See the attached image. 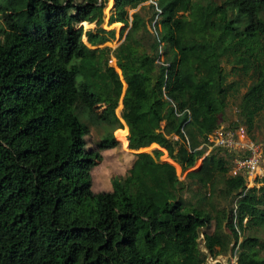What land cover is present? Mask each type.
<instances>
[{
    "label": "trees",
    "instance_id": "1",
    "mask_svg": "<svg viewBox=\"0 0 264 264\" xmlns=\"http://www.w3.org/2000/svg\"><path fill=\"white\" fill-rule=\"evenodd\" d=\"M145 1L107 3V25L121 24V96L110 47H98L115 37L102 26L106 0H0V264H203L236 247L237 264H264V174L246 189L243 176L229 175L235 153L225 148L185 180L159 159L162 150L136 153L122 181L91 193L97 213L76 204L101 150L117 144L109 134L87 147L89 124L119 128L130 149L155 143L188 170L240 76L251 80L238 104L243 124L226 128L249 133L264 112V0L147 3L162 9L165 67L138 52L141 20L130 10ZM191 185L225 204H193L184 196Z\"/></svg>",
    "mask_w": 264,
    "mask_h": 264
},
{
    "label": "rangeland",
    "instance_id": "2",
    "mask_svg": "<svg viewBox=\"0 0 264 264\" xmlns=\"http://www.w3.org/2000/svg\"><path fill=\"white\" fill-rule=\"evenodd\" d=\"M107 3H108V0H106V5ZM147 3L148 1L140 3L135 9L130 10V14L137 13L138 17L141 20L140 30L136 38L138 42V52L143 53L144 51V53H146V44L149 41V34L146 28V23L148 22V20L146 19H149V21L151 20L153 27L155 28L157 34L159 35L161 44H163V47L165 50V55H164V60H163V57L161 58V56L164 51L161 45L162 53L159 59L156 61V63L158 65L160 64L161 65L160 67H165L167 63L164 61L166 59V51H167L169 42H168L167 33L164 32L161 28L162 9L160 8V12L155 11L154 13L153 9L149 7ZM107 7L105 8V12H104L106 15L109 14ZM82 25L84 29H89V28L94 29L95 27L94 24H88L86 22L82 23ZM102 26L105 27L106 29H110V28L115 29V37L105 42L104 44L98 45V47H103V46L110 47L109 65L114 67L116 71V75L113 76V82L116 87H120L122 91L121 93V96H122L126 88V83L124 82L122 78L120 69L116 66V60H115V48L121 42V40L119 39V30H120L121 24L115 23L113 25L108 26L107 20L105 18V20L102 23ZM11 29L17 34V36L21 35V30L18 26H16V24H12ZM138 52L136 54H138ZM161 62L163 63L161 64ZM148 65H151V64H148ZM117 68L119 70H117ZM234 78H238V76L232 75L229 77V80L234 79ZM240 78H241V83H242L240 87V92L235 94V96H232L231 98H229L228 104L224 112L220 115L219 126L229 127V126H235L237 124H243L241 121L240 109L238 107V104L240 103L241 95L245 92L251 80L247 76H240ZM119 106H120V109H117ZM101 108L102 107H100L96 111H100ZM121 110H122V105H121V97H120L118 106L115 109V113L120 118L124 126L125 122L121 119V116H120ZM86 122L89 123L88 121ZM117 129L119 128H116L109 124L100 123V122H94L93 124H89V133L85 137L87 147L95 148L97 144L100 142V140L104 136L109 135V134L113 135V137L117 141V144L111 148H106V149L101 150V159L98 160L97 164L94 165L92 169L90 170L91 186L87 190L80 192L78 196L76 197V204L86 211H91L94 213L98 212L99 207L98 205L94 204L90 200L91 195L99 191L111 190L112 181L115 179L122 181L128 174V170L131 167L136 157V153H138L139 151L147 152V153H150L152 156H154V149L162 150L163 154L160 156L159 159L161 161H168L170 163H174L176 167V177L178 179L183 180L185 177L186 170L182 169V167L178 163L171 160L167 156V152L163 148H161L155 143H152L146 147H141L139 149H130L128 147V141L121 143L117 139L116 134H115V130ZM249 133L252 136V138H254L256 141L261 142L262 146L264 145V112L263 111H261L255 117L254 125ZM127 137H128V132L126 134V139ZM219 155H223L222 151L219 152ZM200 162H201V158H199L195 166L190 169L198 168V166L200 165ZM263 167H264V163H262V168ZM184 196L186 199H189L193 204L198 203L199 200H203V202L207 206L210 205V203H215V202H217L219 205H224L226 202L224 198H221L217 195H212L209 188H199L197 185H191L190 189L184 192ZM203 230L205 229L203 228ZM233 256H234V253L231 251L228 252L226 255L217 256V258L215 259L210 254H207L206 259L204 260L203 264H213L215 261H218L220 264H232Z\"/></svg>",
    "mask_w": 264,
    "mask_h": 264
},
{
    "label": "built area",
    "instance_id": "3",
    "mask_svg": "<svg viewBox=\"0 0 264 264\" xmlns=\"http://www.w3.org/2000/svg\"><path fill=\"white\" fill-rule=\"evenodd\" d=\"M152 2L153 0H148V3ZM157 12H160V9ZM201 147L205 148L201 159L216 147L233 151L235 156L232 159L229 175L243 176L246 189L254 186L256 179L264 174V169L262 168V163L264 162L262 143L252 138L243 125H238L235 128L219 126L215 131L208 134L206 141L201 144ZM236 250L237 247L234 251L232 264H237Z\"/></svg>",
    "mask_w": 264,
    "mask_h": 264
},
{
    "label": "water",
    "instance_id": "4",
    "mask_svg": "<svg viewBox=\"0 0 264 264\" xmlns=\"http://www.w3.org/2000/svg\"><path fill=\"white\" fill-rule=\"evenodd\" d=\"M113 3H114V1L112 2L111 7L113 6ZM106 7H107V5H106ZM111 7L108 8V12L110 11ZM106 20H108V15H106ZM146 20H148V22L146 23V28H147L148 34H149V41L146 44L145 57L149 60L157 61L159 59V57L161 56V53H162V51H161V40H160L159 35L157 34L155 28L153 27L151 20L150 21H149V19H146ZM121 105H122V101H121ZM139 152H143V151H139ZM201 161H202V159H201ZM190 170H192V169L186 170V173Z\"/></svg>",
    "mask_w": 264,
    "mask_h": 264
}]
</instances>
